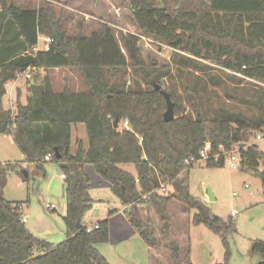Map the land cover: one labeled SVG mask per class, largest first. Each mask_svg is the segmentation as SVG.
<instances>
[{"label": "trees", "instance_id": "1", "mask_svg": "<svg viewBox=\"0 0 264 264\" xmlns=\"http://www.w3.org/2000/svg\"><path fill=\"white\" fill-rule=\"evenodd\" d=\"M130 9L137 34H121L118 40L107 23L102 22L100 30L89 37L71 36L50 8H21L13 0H0L1 22L12 23L20 41L15 53L0 65V135L13 137L28 166L45 173L46 165L54 164L66 177V239L54 246L29 231L22 221L21 203L4 198L5 175L12 168L0 164V264H110L98 250L110 242L109 219L90 232L83 224L96 204L88 191L87 165L129 207L128 220L150 253H166L172 264H193L189 228L176 219L179 209L171 206L176 201L184 204L182 213L196 211L194 225L206 226L224 243L234 231L232 223L212 216L203 202L190 195L183 176L192 168L185 167L184 160L198 156L208 141L214 154L221 153L220 147L226 152L238 147L239 169L254 171L264 189V152L250 143L264 133V116L258 121L243 117L210 120L197 93H193L196 116L181 113L176 92L164 88L170 67L147 64L141 54L146 39L170 49L173 62L185 54L264 85V0H130ZM41 36L53 40L51 49L35 57L22 56ZM30 66L45 71L79 70L88 90L77 93L66 88L58 93L49 78L40 81L36 76L28 82L26 103L20 101L19 88L15 111L6 110V84ZM162 91L175 103L178 118L171 122L164 121L167 105ZM125 121L130 129H119ZM81 124L87 131L86 145L73 140V130ZM48 155L51 161L45 160ZM128 165L135 168V175L122 168ZM224 165L222 153L218 162L210 160L206 167ZM23 174L28 178L27 168ZM166 185L175 192L159 195L157 191ZM141 206H147V215ZM152 209L162 224L161 237L150 216ZM175 220L184 224L181 232H174ZM252 254L262 258L258 264H264V241L252 243Z\"/></svg>", "mask_w": 264, "mask_h": 264}, {"label": "rangeland", "instance_id": "2", "mask_svg": "<svg viewBox=\"0 0 264 264\" xmlns=\"http://www.w3.org/2000/svg\"><path fill=\"white\" fill-rule=\"evenodd\" d=\"M53 1L50 6L45 5L42 0H13V3L21 8H50L56 19L62 23L64 31L71 36L81 34L89 37L100 30L102 22L111 26L118 40L121 34H137L132 24L130 0ZM19 42L14 25L12 23L4 25L0 18V65L8 56L15 53L19 48ZM141 54L147 64L156 62L170 67L171 74L166 79L164 88L176 92L178 103H181V113L186 111V114L196 116L198 107L193 93H197L204 106L205 115L210 120H232L243 117L250 121H258L264 116L263 84L242 75L222 71L203 60L190 59L185 54L180 55L176 62H173V53L170 49L161 48L146 39L142 43ZM21 55L28 56L25 52ZM38 76L41 78L40 81L49 78L54 91L58 93L66 88L77 93L88 90L79 70L55 69L41 72ZM34 79L26 81L23 78L19 82L22 103H26L28 87L31 86L28 82H33ZM172 102L174 103L173 100ZM4 107L6 110L15 111V99L10 105L6 97ZM174 117L177 119V114L174 113ZM73 133L74 142L78 135L87 144V131L83 124L78 126V132L74 129ZM14 142L11 136L0 135V164L12 168V171H8L5 175V185L2 189L4 198L11 203L22 204V215L28 220L26 223L28 229L33 227L36 233H39L38 230L44 226H52L57 232L59 229L65 230L62 219L66 204L65 181L60 178L61 172L54 164H47L45 173L37 170L35 166H28L22 151ZM250 143L258 145L260 151L264 152V141L256 142L255 138H252ZM25 167L28 178L23 174ZM122 168L136 174L132 165ZM259 170H263L262 165ZM85 172L90 178L89 194L96 204L86 214L84 226L94 227L104 215L114 210L110 216V242L98 247L107 261L110 264H172L168 254L150 253L139 232L128 220L130 209L119 203L118 198L111 191L110 183L102 179L92 165H87ZM183 177L187 179L192 197L203 202L212 216L219 217L225 223H232L234 226V231L228 234L224 243L221 236L214 234L206 226L192 223L196 211L182 213L180 208H184V204L178 201L173 203L171 206L179 209L176 219L184 222L186 228H189L191 262L193 264L260 263L262 258L252 254V243L257 240L264 241V189L256 173L249 169H231L226 163L220 168H192ZM164 188L165 191L162 188L157 191L159 195L167 196L175 192L171 186L166 185ZM48 204L54 205L57 210L48 211L46 209ZM141 207L143 214L147 215V206ZM125 208L128 213L125 212ZM136 212L138 213V209ZM232 212L236 215L232 216ZM150 214L157 228V236L161 237L162 224L153 209ZM136 218L142 220L141 215H136ZM178 220L173 223L174 232H181V224L184 226ZM63 241L64 239L56 242L55 245Z\"/></svg>", "mask_w": 264, "mask_h": 264}, {"label": "built area", "instance_id": "3", "mask_svg": "<svg viewBox=\"0 0 264 264\" xmlns=\"http://www.w3.org/2000/svg\"><path fill=\"white\" fill-rule=\"evenodd\" d=\"M53 44V40L47 36H41L38 39V43L37 45H35L31 51L29 53H26L28 55H31L33 57H35L39 52H48L51 49V46ZM41 72H45L44 69H39L37 67H33L30 66L27 68L26 71L22 72V73H17L15 76V79L9 81L6 86V96L8 97L9 101L11 102V104L13 103V97L14 94L18 88L19 82L21 81V79H25L26 81L29 80H33L34 77L38 76ZM121 129H126L129 130L130 129V125L128 123V121H125L121 124ZM256 142H263L264 141V134H257L255 137ZM219 151L221 153L218 154H214L213 153V146L212 143L210 141H208L204 148L200 151L198 156H194L191 158H188L186 160H184L183 165L187 168L191 167V168H201V167H206L207 163L210 160H213L214 162H218L219 158H220V154H224L225 155V164L227 163L228 167L231 169H239L240 166V156H239V148L235 147L234 150H232L231 152H226L225 149L223 147H220ZM52 156L48 155L45 160L46 161H51ZM61 178L63 180L66 179V177L64 175H61ZM246 189H248V187H246ZM162 190L165 191L164 186H162ZM22 209V206H21ZM46 209L47 210H55V206L54 205H46ZM236 214L234 212H232V216H235ZM23 223H27L28 220L26 217L22 218ZM94 228V227H93ZM92 230V228H88L87 231L90 232Z\"/></svg>", "mask_w": 264, "mask_h": 264}, {"label": "crops", "instance_id": "4", "mask_svg": "<svg viewBox=\"0 0 264 264\" xmlns=\"http://www.w3.org/2000/svg\"><path fill=\"white\" fill-rule=\"evenodd\" d=\"M54 2V1H53ZM20 88V86L18 85V88H17V90ZM17 90H16V92H17ZM16 92H15V94H14V99L16 98ZM8 98V97H7ZM13 99V100H14ZM9 100V99H8ZM10 102V101H9ZM10 105H11V102H10ZM76 130H77V132H78V127L76 128ZM73 136H74V134H73ZM13 138V137H12ZM75 140H76V142L78 141V140H81L79 137H78V135H77V138H75ZM13 141H14V139H13ZM82 141V140H81ZM83 142V141H82ZM15 143V142H14ZM16 144V143H15ZM83 144L84 145H86L84 142H83ZM17 146V145H16ZM18 147V146H17ZM19 149V148H18ZM24 155V154H23ZM24 158H25V160H26V157H25V155H24ZM27 164V163H26ZM26 168V167H25ZM24 169V168H23ZM60 178H61V175H60ZM62 179V178H61ZM63 180V179H62ZM64 191H65V188H64ZM118 201H119V203H121L120 202V200L118 199ZM122 204V203H121ZM123 205V204H122ZM124 206V205H123ZM124 207H126L127 209L129 208V207H127V206H124ZM125 208V209H126ZM126 209V210H127ZM57 210V208L55 209V210H53V211H56ZM49 211V210H48ZM65 211H66V204H65V208L63 209V216H62V219H63V222H64V216H65ZM120 212V211H119ZM23 214V213H22ZM110 212H109V214H107V215H104L103 217H102V219H100L99 221H97V224L100 222V221H102V220H104V219H109V221H110ZM28 223V222H27ZM64 226H65V224H64ZM96 226V225H95ZM94 226V227H95ZM87 227V226H86ZM88 228H93V227H88ZM29 231L35 236V237H37V238H39L40 240H43V241H45V242H47V243H50V244H52V245H54L55 246V243L56 242H59V241H61L62 239H64V241H65V239H66V232H64L65 230H61V229H59V231L57 232L56 231V229L55 228H52V226H44V227H42L41 229H39L38 230V232L39 233H36V231L33 229V227H29ZM55 234H56V236H55ZM63 241V242H64Z\"/></svg>", "mask_w": 264, "mask_h": 264}, {"label": "water", "instance_id": "5", "mask_svg": "<svg viewBox=\"0 0 264 264\" xmlns=\"http://www.w3.org/2000/svg\"><path fill=\"white\" fill-rule=\"evenodd\" d=\"M162 94L166 100V105H167V110L164 114V121L165 122H171L175 119V117H174V104L171 100V96L166 91H162ZM114 128H118V122L114 123ZM56 156H57V158H59L57 151H56Z\"/></svg>", "mask_w": 264, "mask_h": 264}]
</instances>
